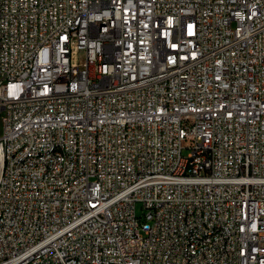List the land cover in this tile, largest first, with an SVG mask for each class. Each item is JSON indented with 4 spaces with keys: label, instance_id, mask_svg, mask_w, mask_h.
Listing matches in <instances>:
<instances>
[{
    "label": "built area",
    "instance_id": "obj_1",
    "mask_svg": "<svg viewBox=\"0 0 264 264\" xmlns=\"http://www.w3.org/2000/svg\"><path fill=\"white\" fill-rule=\"evenodd\" d=\"M0 264H264V0H0Z\"/></svg>",
    "mask_w": 264,
    "mask_h": 264
},
{
    "label": "rangeland",
    "instance_id": "obj_2",
    "mask_svg": "<svg viewBox=\"0 0 264 264\" xmlns=\"http://www.w3.org/2000/svg\"><path fill=\"white\" fill-rule=\"evenodd\" d=\"M146 212V209L144 207V204L143 202L139 201L137 202L136 204V214H137V217L141 220L144 219V214Z\"/></svg>",
    "mask_w": 264,
    "mask_h": 264
}]
</instances>
